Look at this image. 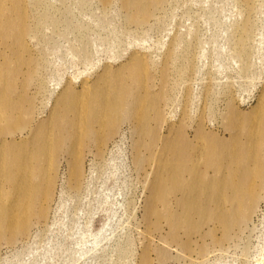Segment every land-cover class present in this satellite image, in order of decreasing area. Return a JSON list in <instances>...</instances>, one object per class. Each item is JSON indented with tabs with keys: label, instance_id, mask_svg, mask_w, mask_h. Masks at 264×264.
<instances>
[{
	"label": "rangeland",
	"instance_id": "obj_1",
	"mask_svg": "<svg viewBox=\"0 0 264 264\" xmlns=\"http://www.w3.org/2000/svg\"><path fill=\"white\" fill-rule=\"evenodd\" d=\"M23 1L24 44L0 32V64L7 69L10 63H2L19 62L11 94L22 95L17 101L25 110L16 116L27 130L50 129L48 117L67 85L80 94L86 82L101 97L100 112H107L117 89L104 82L106 70L111 78L136 52L144 69L129 78L130 89L134 96L148 93L153 104L142 108L147 124L124 114L113 133L103 128L88 140L76 136L77 147L66 145L54 156L45 218L32 215L29 229L17 234L0 228V264H264V184L259 173L247 172L264 149V0H147L143 20L124 0ZM56 105V113L65 111L62 100ZM31 109L33 116L26 113ZM212 149L226 152L221 163L229 198L241 191L240 205L223 203L228 227L212 213L218 210L207 199L209 186L200 183L199 196L189 193L198 178L214 177ZM170 159L184 169L176 174L165 165ZM68 161L75 162L73 172ZM162 172L161 188L177 187L167 198L155 193ZM187 198L199 202L185 205Z\"/></svg>",
	"mask_w": 264,
	"mask_h": 264
},
{
	"label": "bare ground",
	"instance_id": "obj_2",
	"mask_svg": "<svg viewBox=\"0 0 264 264\" xmlns=\"http://www.w3.org/2000/svg\"><path fill=\"white\" fill-rule=\"evenodd\" d=\"M23 3H24V1L22 2V0H0V32H4L5 34L11 33L10 35L12 37L10 39L12 40V38H14L15 43L18 44L19 47L23 46V44H24V41H25L24 35H25L26 30H27V25H26V22H27L26 21V12H27L26 9L27 8H25ZM124 4L128 8H130L131 10H137L138 12H140L139 15L141 16V18H138L139 20H143L145 18V16L149 14L150 5L147 2V0H124ZM33 6H35V5H33ZM33 10H36V9H33ZM33 15H36V14H33ZM38 15L40 16V14H38ZM41 15H43V14H41ZM40 17L43 18L42 16H40ZM51 18L52 17H50L49 21L51 20ZM30 19H31V17H30ZM53 21H54V19H53ZM39 22H41V21H39ZM36 23H38V22H36ZM37 25L38 24H35V27ZM10 35L8 34L7 36L10 37ZM0 37H1V35H0ZM28 38H30V37H28ZM15 45H13V47ZM9 46H10V48H12L11 47L12 45L9 44ZM22 49H23V47H22ZM26 49H28V47ZM15 50L16 49L14 48L13 51H15ZM16 53H18V52H15V54ZM22 54H24V53H22ZM15 57H16V55H15ZM10 58H11V56H10ZM13 61H14L13 58H11L9 61L2 63L4 65H7V63H10L9 66L7 67V69L5 68L6 66L3 67L0 64V187H2V190L0 192V228L1 227H9L14 232H16V234H17V230H20V229L25 230L26 228H28L32 215L34 216V214H37L36 218L38 220H42L45 218V215H46L45 209H46V207H47L46 205L48 204V201L50 200V197H51V191L50 190H52L51 187L53 185V180H54V176H53V172L55 169L54 156L57 155L58 152L61 151L63 147H66V145H70V148L77 147L80 144V141H79V139L76 138V136H80V137H82V139L84 137L85 138L88 137L87 138V140H88L99 129L106 128V133H111V132L113 133L114 132L113 129L115 128V121L117 122L120 118H122L123 116H125L126 114H128L130 112H131V115H132V112L135 114L133 116H130V118L131 117L134 118V116H137V120L139 121V123L144 124L148 120L147 112L144 110L146 108L151 107V105L153 104V100H151V98L148 96V93L146 94L144 92L142 94H139V93H136L137 91H135V93L137 95L136 94H135V96L132 95L133 92L130 89L129 78L134 79L135 76L137 78L138 72L140 70L142 72V70L144 69V56L143 57L138 56L137 52H136V54L132 55L127 62H125L124 64H122L121 66L118 67V70L116 71L117 74L115 73V75H113L111 78H110V76H108V74L111 70H106L107 74L104 75V79H105L104 82L105 83L107 82V84L112 83V86L117 89L115 99L106 103V106L108 107L107 112H105V113L100 112L99 105H100L101 97H100L98 91L94 90L91 92L90 89H92V87L91 86L89 87L88 85L86 86V82L83 83V90L80 94H76L72 90L70 85H67L64 87V89L58 95V97L56 99L57 101H56L55 105L53 106L51 113L48 117L50 129L47 127V129L44 130L43 129L44 126H43L41 133L38 134L36 132L37 129L34 130L35 127L33 129L30 128L29 130H27L28 126L27 125L25 126L26 122L22 121L21 117L16 116V115L22 113L25 109H23L21 107L20 103L17 101V100H19V98H21L20 96H22V95L18 96V99H16V98L12 97V94H11L14 91V87L16 86V83L13 79V75H15V73L19 71V70L17 71V69L14 67L17 62H15L14 66H13V64L11 63ZM15 61H16V59H15ZM18 63H17V65H18ZM21 68H23V67H21ZM34 70H36V69H34ZM28 72H29V70H28ZM8 74H9L10 78L6 77ZM16 75H17V73H16ZM26 77H27V75H26ZM33 77H34V75H33ZM15 79H17V77ZM20 81H19V85H20ZM30 83H31V81H30ZM29 86H31V85H29ZM17 87H19V86H17ZM22 87L23 86H21V88ZM38 87L41 88L42 86L40 87V85H39ZM31 88H30V90H31ZM134 88H136V87H134ZM35 97L36 96H34V98ZM23 98H24V96H23ZM60 100H62V102L64 104L65 111L64 112L59 111L60 113L59 112L56 113V111L59 108V107H57L56 104ZM260 102L261 103L264 102V93L261 97ZM261 103H258V104L260 105ZM26 104H27V102H26ZM112 106L117 107L118 111L115 112V110H113L112 108H109ZM103 108L104 107L101 106V109H103ZM142 108L144 110H142ZM154 111L155 110H153V112ZM26 113L29 114V116L30 115L33 116L34 110H32V109L28 110V111H26ZM109 118L112 119L113 122L111 125L108 126L107 125L108 123L105 122V119L109 120ZM147 123H145V124H147ZM35 124H37V123H35ZM13 125H14V128H13ZM138 126H139V124L136 127H138ZM144 127L146 128L147 125H144ZM17 128L19 129L18 133L20 134V138L18 140H16V137H15L16 136L15 134L17 132L15 130ZM140 128H139V130H140ZM25 130H27V132H25ZM139 130H138V132H139ZM140 133H141V131H140ZM145 134H147V133H145ZM147 135H149V134H147ZM263 135H264V133H263ZM102 136H104V135H102ZM7 137H12V140L8 141ZM96 137H97V134H96ZM98 138H100V136H98ZM95 139L97 140V138H95ZM98 140H97V142H98ZM235 140L236 139H234V141ZM6 141L9 142L7 147H5ZM94 142H95V140H94ZM99 142L101 143V140ZM103 143H104V141L102 142V144H99L98 148L101 149L103 147V145H106V143L105 144H103ZM214 148H215V146H214ZM100 149H99V151H101ZM170 149H168V150H170ZM66 150H67V148H66ZM246 150H248V149H246ZM250 150H252V149H250ZM260 150H261V152H260ZM260 150L259 151L257 150V152H260V160L253 159L251 167L247 168V170H248L247 172H248V174H251L253 172L259 173L260 174L259 177H260L262 183L264 184V149H260ZM254 151H256V150L254 149ZM211 152H212L211 153V160L208 159L209 160L208 161V167H212L213 170H217L215 172V175H213L214 177L211 176L212 177L211 179H209V178L208 179L207 178H200L199 179L198 178L196 186H194L193 188H190L189 193L190 192L198 193L200 191H203V189L199 187L200 183H202V184L204 183L205 186L206 185L209 186L213 191L212 194H210V196H207V194H204V195H202V197L206 198V196H207V199H209L213 203H215V205L217 207L215 209H217L218 211H212V213L214 212L216 214V216L218 215L219 217L218 216L217 217L219 218V220L221 222H223L228 227V225H229V221H228V217H227L228 214H226V212L222 208L223 203L226 202L225 201L226 198H227V200L230 199L232 202L235 201L236 203H238L240 200L241 191H240V193L235 192L234 196L229 198V196L227 195V191L229 189H231L229 187V185H231V184H229V182H228V180H229L228 174L223 172L224 167L221 163V162H223L222 158L224 156H226L225 155L226 152H224V151L216 152L214 150ZM251 152L252 151H250V153ZM65 153H64V155H65ZM80 153L81 152H78V153L75 152V154H76L75 157L77 159H78V157L81 158ZM69 154H70V151H69ZM72 158H73V156H72ZM69 160H71V159H69ZM66 161H67V159H66ZM228 161L230 162L231 160H228ZM69 163L71 165L70 168H72V172H73L74 168H73L72 164L74 165L75 162L71 163V161H70ZM77 164H78V162H77ZM235 164L238 165V163H235ZM165 165L173 167L176 174L178 172L182 171L181 168L184 169V167H185V166L184 167L180 166V168L178 169L179 166H177V164L174 161H172L171 159L169 161H167L165 163ZM67 166H68V163H67ZM74 166L76 167V165H74ZM191 169L192 170H190V169L189 170L193 171L192 167H191ZM67 170H68V168H67ZM235 170H237V169L235 168ZM240 170H242V169H240ZM233 172L231 169L230 175ZM236 174H238V172ZM75 175L76 174H74V178H75ZM232 175L234 176V178L236 177L234 174H232ZM71 176H70V178H73L72 174H71ZM252 176H254V175L252 174ZM182 179H180V180L182 181ZM163 180H164V174L162 172L160 174L158 182L154 184V187L155 186L158 187V188H156L155 193H156V197H157L159 191H162L165 198H167V196L170 193L175 192L177 190V187L174 186V187H168L167 188V186H165V187L161 188L160 185L163 183ZM194 182H195V180H193L190 184H192ZM233 186H234V184H233ZM236 187H238V186H236ZM247 188H248V186H247ZM243 191H245V190H243ZM246 191H249V189ZM186 194H188V192H186ZM198 196H199V193H198ZM253 197H254V195H253ZM187 199H189V198H187ZM242 201H243V197H242ZM185 202L186 201H184L183 204H185ZM196 202H199V199H189V200H187L185 205H191V204L196 203ZM239 203H241V202H239ZM37 208H39V212H38L39 214L35 213L37 211L36 210ZM215 209H212V210H215ZM205 210L209 211L210 209L205 208ZM238 211H240V210H238ZM238 211L235 210L234 213L237 214ZM211 214H209V215H211ZM239 215H240V213H239ZM188 219H190V217ZM210 220H212V219L210 218ZM191 223H193V222H191ZM172 225L174 226V224H172ZM182 225H185V224H182ZM182 225H181V227H182ZM196 225L197 224H195V226ZM176 228H177V226H176ZM193 229H192V231H193ZM189 231L191 232V230H189ZM12 235H14L13 232H12Z\"/></svg>",
	"mask_w": 264,
	"mask_h": 264
}]
</instances>
